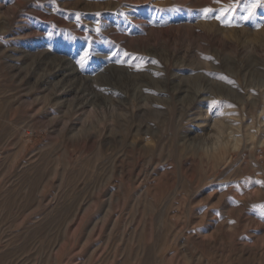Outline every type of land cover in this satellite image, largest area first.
<instances>
[{
  "label": "rangeland",
  "instance_id": "1",
  "mask_svg": "<svg viewBox=\"0 0 264 264\" xmlns=\"http://www.w3.org/2000/svg\"><path fill=\"white\" fill-rule=\"evenodd\" d=\"M256 180L264 0H0V264H264Z\"/></svg>",
  "mask_w": 264,
  "mask_h": 264
},
{
  "label": "snow or ice",
  "instance_id": "2",
  "mask_svg": "<svg viewBox=\"0 0 264 264\" xmlns=\"http://www.w3.org/2000/svg\"><path fill=\"white\" fill-rule=\"evenodd\" d=\"M221 0H216L217 4H220ZM258 7L257 2H253L249 5L247 9V15L243 17V19L248 20L250 19L253 15H255V10ZM231 11H234V6H221L218 8H211V7H206L203 9V12L207 15H213L215 19L219 20L221 23L224 24H231V20L227 19V14ZM125 55H128L125 53ZM88 56V53L86 52L84 54V57L81 58V63L84 62L85 58ZM213 105H216L220 103L219 101H213ZM257 183H260L264 185V181H258ZM260 207L264 208V205H261Z\"/></svg>",
  "mask_w": 264,
  "mask_h": 264
},
{
  "label": "bare ground",
  "instance_id": "3",
  "mask_svg": "<svg viewBox=\"0 0 264 264\" xmlns=\"http://www.w3.org/2000/svg\"><path fill=\"white\" fill-rule=\"evenodd\" d=\"M249 101H251V99H250ZM257 104H258V103H257ZM261 104H262V103H261ZM223 113H224V112H223ZM229 113H230V111H229ZM257 113H258V112H257ZM257 115H259V114H257ZM260 117H261V116H260ZM223 120H224V119H223ZM252 127H253V125H252ZM237 128H238V127H237ZM238 129H239V128H238ZM252 130H253V129H252ZM253 133H254V132H253ZM260 133H261V131H260ZM254 136H255V135H254ZM216 140H217V139H216ZM234 150H235V149H234ZM227 158H228V157H227ZM242 179H243V178H242ZM251 179H252V178H251ZM238 181H239V183H240V180H238ZM256 181H257V180H256ZM232 182H233V181H232ZM234 182H235V181H234ZM257 182H258V181H257ZM227 183H228V182H227ZM243 183H244V182H243ZM243 183H242V185H243ZM252 183H253V182H252ZM220 184H221V183H220ZM244 184H245V183H244ZM255 185H256V184H255ZM243 186H244V185H243ZM263 186H264V185L261 184V186L259 185L258 188H259V189H262ZM254 187H255V186H254ZM236 190H237V189H236ZM243 191H244V190H243ZM238 192H239V191H238ZM258 193H260V191H258ZM263 193H264V192H263ZM214 194H215V193H214ZM214 194H213V195H214ZM228 197H229V196H228ZM228 197H227V198H228ZM225 199H226V198H225ZM225 199H224V200H225ZM239 199L241 200V198H239ZM225 201H226V200H225ZM229 201H230V200H229ZM226 202H227V201H226ZM233 202H234V200H233ZM248 202H249V201H245V200H244V201L242 202L243 206H244V205H245V206H249V203H250V202H249V203H248ZM256 202H257V201H256ZM231 203H232V202H231ZM237 203H238V202H237ZM235 205H236V204H235ZM239 205H240V204H239ZM230 206H231V205H230ZM234 207H235V206H234ZM239 208H240V207H239ZM245 208H246V207H245ZM237 209H238V208H237ZM237 209H236V210H237ZM247 209H248V208H247ZM236 210H235V211H236ZM248 210H249V209H248ZM209 211H210V210H209ZM237 211H238V210H237ZM245 211H246V210H245ZM245 211H244V213H245ZM255 212H256V211H255ZM199 213H200V212H199ZM210 213H211V212H210ZM235 213H238V212H235ZM244 213H243V214H244ZM248 213H249V212H248ZM235 215H236V214H235ZM240 215H241V214H240ZM244 215H245V214H244ZM207 216H208V215H207ZM259 216H260V215H259ZM241 218H242V217H241ZM241 218H240V221H241ZM212 219H213V218H212ZM243 219H244V218H243ZM252 219H254V218H252ZM206 220H207V219H206ZM213 220H214V219H213ZM213 220H212V221H213ZM209 221H210V220H209ZM210 222H211V221H210ZM239 223H240V222H239ZM244 223H245V222H244ZM253 224H254V223H253ZM242 225H244V224H242ZM242 225H241V226H242ZM261 225H262V224H261ZM242 227H243V226H242ZM261 228H262V227H261ZM205 230H206V229H205ZM226 230H227V229H226ZM249 230H250V229H249ZM237 231H238V230H237ZM243 231H244V230H243ZM255 231H256V230H255ZM190 232H191V231H190ZM199 232H200V231H199ZM219 232H220V231H219ZM250 232H251V231H250ZM250 232H249V233H250ZM201 233H202V232H201ZM204 233H205V232H204ZM257 233H258V232H257ZM262 233H263V232H262ZM259 234H260V233H259ZM224 235H225V234H224ZM230 235H231V234H230ZM225 236H226V235H225ZM257 236H258V235H257ZM257 236H256V237H257ZM260 238H261V237H260ZM258 239H259V238H258ZM197 240H198V239H197ZM202 242H203V241H202ZM203 244H204V243H203ZM210 246H211V245H210ZM202 247H203V245H202ZM207 247H208V244H207ZM201 249H202V248H201ZM248 251H249V250H248ZM251 253H252V252H251ZM253 253H254V252H253Z\"/></svg>",
  "mask_w": 264,
  "mask_h": 264
}]
</instances>
